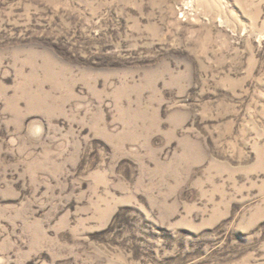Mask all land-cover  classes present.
<instances>
[{
    "label": "rangeland",
    "instance_id": "374dc122",
    "mask_svg": "<svg viewBox=\"0 0 264 264\" xmlns=\"http://www.w3.org/2000/svg\"><path fill=\"white\" fill-rule=\"evenodd\" d=\"M0 264H264V0H0Z\"/></svg>",
    "mask_w": 264,
    "mask_h": 264
}]
</instances>
